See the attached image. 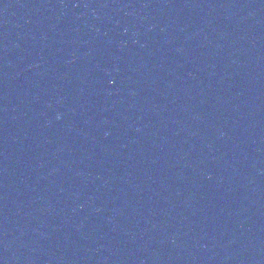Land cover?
Listing matches in <instances>:
<instances>
[{
  "label": "water",
  "instance_id": "obj_1",
  "mask_svg": "<svg viewBox=\"0 0 264 264\" xmlns=\"http://www.w3.org/2000/svg\"><path fill=\"white\" fill-rule=\"evenodd\" d=\"M0 264H264V0H0Z\"/></svg>",
  "mask_w": 264,
  "mask_h": 264
}]
</instances>
